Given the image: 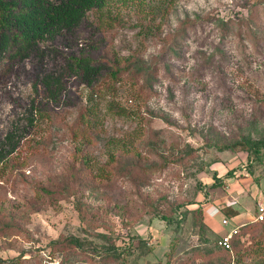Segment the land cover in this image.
Instances as JSON below:
<instances>
[{
	"label": "rangeland",
	"instance_id": "obj_1",
	"mask_svg": "<svg viewBox=\"0 0 264 264\" xmlns=\"http://www.w3.org/2000/svg\"><path fill=\"white\" fill-rule=\"evenodd\" d=\"M27 52L0 64V264H228L203 213L216 166L264 172V0H104ZM243 238L245 264L264 223Z\"/></svg>",
	"mask_w": 264,
	"mask_h": 264
},
{
	"label": "trees",
	"instance_id": "obj_2",
	"mask_svg": "<svg viewBox=\"0 0 264 264\" xmlns=\"http://www.w3.org/2000/svg\"><path fill=\"white\" fill-rule=\"evenodd\" d=\"M103 1L104 0H0V64L7 59H15L28 53L27 51L37 44L39 40L45 38L46 34L53 32L60 25L69 26L77 24L85 15L87 9H92ZM72 68L78 73L88 72L90 70L99 71L101 69V64L95 63L91 58L81 57L75 59ZM112 73L115 75L117 72L114 71ZM112 73L111 75L114 77ZM100 93L101 92H91L88 95L86 110L80 116L79 122L83 124L90 123L91 116L95 114V109L101 95ZM77 135L78 132H75V136ZM83 135L85 137L88 136L85 130ZM167 147L170 148V152L173 150L171 146ZM177 151L181 152L180 149H177ZM188 152H193V150H189ZM257 153H259L258 149ZM161 154L163 155V153ZM161 158L164 159V156ZM85 161L88 160L85 159ZM235 170L232 168L229 173L233 175ZM247 171L249 176H254L258 181L261 177H264V172L256 175V171L253 170V167H247ZM216 181V183H218L221 179L217 177ZM201 209L204 211V207ZM203 215L205 216V212ZM262 223H264V221H250L242 224L238 233L231 240V248L220 246L218 244L220 236L216 238L217 240L214 242L215 247L219 252H222L228 257V264H243L236 262L238 253L235 250V245L238 242L244 241L243 237L246 236L250 227ZM254 244L255 247L251 248V251L247 253L252 254V258L245 264H264V242L260 239L255 241ZM245 251L247 252L246 249ZM246 252H244V254Z\"/></svg>",
	"mask_w": 264,
	"mask_h": 264
},
{
	"label": "crops",
	"instance_id": "obj_3",
	"mask_svg": "<svg viewBox=\"0 0 264 264\" xmlns=\"http://www.w3.org/2000/svg\"><path fill=\"white\" fill-rule=\"evenodd\" d=\"M219 167L216 166L214 169H217V171H220L218 172V177H221V180L223 178L224 180L223 182L227 183L228 187L226 188V190H222L223 192L220 194L218 199H214L213 202L212 201L210 202L209 205L212 207L211 213H207V211L205 213H206V218H207L206 220H208L207 222L208 226L213 231L217 232L218 235L222 238V236L230 232V230L229 231L226 230L227 229L226 226L231 224L232 219L235 220L236 223H240L246 217L244 216V212H242L241 210V208L245 204L244 202H242V198H243L242 192H236V190L231 191L233 184H231L230 181L233 178H231L232 174L228 172H230L233 167L228 169V167H226L224 164H223V167L221 168ZM241 180L251 183L249 185L250 186L249 189L257 204V201L261 198L262 194H264L260 192L261 191L260 189L251 190L252 185H253L252 183H257V181L253 180V177H247L246 174L244 175V178H242ZM242 187L240 190L237 188L238 189L237 191H241V190L244 191V188ZM221 213H222V216H220ZM254 217L255 216H253L252 218L254 219ZM224 218L229 219L228 225H223L222 221ZM242 224H239L237 226H240Z\"/></svg>",
	"mask_w": 264,
	"mask_h": 264
},
{
	"label": "built area",
	"instance_id": "obj_4",
	"mask_svg": "<svg viewBox=\"0 0 264 264\" xmlns=\"http://www.w3.org/2000/svg\"><path fill=\"white\" fill-rule=\"evenodd\" d=\"M238 169L234 171V175H238L239 172L243 173L244 171H247L246 165H241L240 168H238ZM256 208H257V210H256V214L254 217V221H256V222L264 221V196H261V198L257 201V207ZM205 209H206L207 213H211L212 207L209 205ZM222 222H223V225H228L229 219L224 218ZM240 226H236L235 229L230 230V232H228L227 234L222 236V238L220 237L218 244L220 246L225 247V248H231V240L238 233Z\"/></svg>",
	"mask_w": 264,
	"mask_h": 264
}]
</instances>
